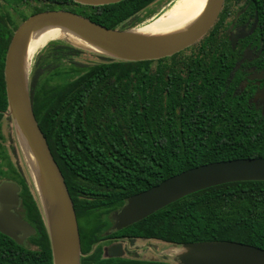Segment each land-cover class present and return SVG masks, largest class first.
Masks as SVG:
<instances>
[{
	"label": "trees",
	"instance_id": "trees-1",
	"mask_svg": "<svg viewBox=\"0 0 264 264\" xmlns=\"http://www.w3.org/2000/svg\"><path fill=\"white\" fill-rule=\"evenodd\" d=\"M1 1L0 123L8 110L6 50L24 19L63 9L124 31L146 23L147 18L138 15L157 0H125L103 7L69 0ZM20 6L27 7L26 14L18 11ZM8 9L18 14L19 22ZM255 15L258 28L250 39H261L264 47V0H226L214 29L188 55L138 63L104 58L80 68L72 62L80 50L55 44L47 57L34 60L29 80L32 109L73 201L82 256L110 231L111 215L128 198L202 165L264 159V116L248 108L246 93L232 96L236 77L226 84L236 62L230 58L236 52L227 32ZM15 178L22 187V214L49 248L30 189L21 177ZM108 237L156 240L178 248L235 242L264 250V182L231 183L194 193ZM47 255L50 263V250ZM80 264L171 263L102 259L99 247Z\"/></svg>",
	"mask_w": 264,
	"mask_h": 264
},
{
	"label": "water",
	"instance_id": "water-1",
	"mask_svg": "<svg viewBox=\"0 0 264 264\" xmlns=\"http://www.w3.org/2000/svg\"><path fill=\"white\" fill-rule=\"evenodd\" d=\"M69 1L85 7H103L125 0ZM225 4L226 0H208L202 17L195 24L162 37H136L135 33L145 24L130 30H111L63 9L34 13L17 26L4 60L6 115L12 122L40 202L53 264H80V238L73 201L32 109L29 77L36 53L29 57L31 41L41 32L59 29L107 59L127 63L159 61L188 50L208 36L218 23ZM257 21L256 17L247 35L236 36L233 48L237 40L254 32ZM259 97H264V91L257 94L255 100ZM241 182H264V159L210 163L175 175L128 198L111 215V232L126 229L194 193ZM18 192L13 184L0 186V234L20 244L18 233L25 238L35 231L12 213L19 205ZM180 248L175 264H264V250L235 242L191 243ZM122 257L121 244L108 249L107 258Z\"/></svg>",
	"mask_w": 264,
	"mask_h": 264
},
{
	"label": "flooded vegetation",
	"instance_id": "flooded-vegetation-1",
	"mask_svg": "<svg viewBox=\"0 0 264 264\" xmlns=\"http://www.w3.org/2000/svg\"><path fill=\"white\" fill-rule=\"evenodd\" d=\"M256 17L257 16L255 15L254 19L251 18L247 19L245 23L233 27L232 30H229L227 32L228 41L230 43L231 50L236 52V54L234 56H231L230 58H233L234 61L236 62L234 63L229 74L227 75L226 84L230 82L234 77H236L237 83L235 87H233L231 90L232 96H237L239 94L246 93L249 96L247 97L248 108L251 107L255 112H257V114L259 113L261 116H264V97H259L257 100H255L256 95L264 91V47L261 39H258L256 37L250 39V37L255 33L256 29L258 28V21L254 32L251 35L245 37L244 39L237 40L234 48L232 47V44L237 35H240L241 33L247 35L250 32ZM240 41H244V42H242L243 44L241 46L239 45L238 47ZM190 51L191 50L189 48L183 53L188 55L190 54ZM221 67L222 69L227 68V66L225 65ZM226 92L227 89H225L224 93ZM0 171L3 172L0 175V186L2 184H13L17 186L19 189V192L17 194L19 197V205L15 210H12V213L17 217L21 218L35 231L33 235L25 238L22 233H18L17 238L21 239L20 244L0 234V264H53L50 242L48 248V244L46 241L38 239L37 238L38 232L36 227L32 226L24 218L22 214V200H21L22 187L12 177L14 176V173L10 169V161L5 162L4 160H0ZM14 172H16L15 169ZM19 176L25 181V178H23L22 175ZM0 209H1V205H0ZM111 233L112 232L110 229L109 232H106L104 234V238L100 239L96 244L93 245L91 253L86 256L84 255L82 256L81 254L80 259L82 257L85 258L93 254L95 250L99 247L101 249L102 259H111V258H107V252L108 249L115 244H121L123 247V257L120 259H131V258H124L125 245L133 244L135 241L138 240L156 241V240H143V239H136L134 241H130L124 238L108 237V235ZM48 250H50V255H51L50 263L48 262V255H47ZM133 260H140V259H133ZM142 261H146V260H142ZM148 261H157V260H148Z\"/></svg>",
	"mask_w": 264,
	"mask_h": 264
},
{
	"label": "rangeland",
	"instance_id": "rangeland-1",
	"mask_svg": "<svg viewBox=\"0 0 264 264\" xmlns=\"http://www.w3.org/2000/svg\"><path fill=\"white\" fill-rule=\"evenodd\" d=\"M176 0H157L151 6H149L146 10L141 12L138 15L139 19L147 18L146 23L149 22L152 18L161 15L164 11H166ZM3 2L0 1V9H2ZM10 15L14 22H19L18 14L8 9ZM18 11L21 13L26 14L28 9L27 7L20 6L18 7ZM145 24V23H144ZM55 44H63L70 46L74 49L80 50L82 54L74 58L72 62L80 65V68L91 66L94 64H98L104 62V56L101 54L93 51L85 44L80 42L75 38L70 37H63V38H56L54 40L48 41L43 47H41L35 54L33 62L35 60L38 61L39 59H43L47 57L53 48H50L51 45ZM33 65V64H32ZM32 70V67H31ZM31 77V73H30ZM29 77V79H30ZM71 77H68L69 80ZM3 157L5 162L10 161V169L14 173L15 171L22 175L25 178V181L32 193L34 200L37 203L38 208L40 209V202L38 200L35 187L33 184L32 177L29 172V168L25 161L24 155L22 150L19 146L16 134L14 132V128L10 118L7 115L2 119L0 123V159ZM18 177L17 174L14 173L13 178ZM20 178V176H19ZM19 178H15L18 180ZM160 249V250H159ZM181 248H176L171 245L158 242V241H135L133 244L125 245V256L124 258H131V259H140V260H160L166 263L175 264V258L180 253Z\"/></svg>",
	"mask_w": 264,
	"mask_h": 264
},
{
	"label": "bare ground",
	"instance_id": "bare-ground-1",
	"mask_svg": "<svg viewBox=\"0 0 264 264\" xmlns=\"http://www.w3.org/2000/svg\"><path fill=\"white\" fill-rule=\"evenodd\" d=\"M208 0H176L161 15L143 25V29L135 33L136 37H162L181 31L195 24L206 8ZM70 37L71 34L59 29H50L37 34L30 43L29 57L34 55L48 41L56 38ZM73 39V38H72ZM160 250V249H159Z\"/></svg>",
	"mask_w": 264,
	"mask_h": 264
}]
</instances>
